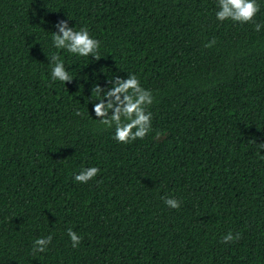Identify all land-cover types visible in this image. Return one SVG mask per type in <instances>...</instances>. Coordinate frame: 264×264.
<instances>
[{
    "label": "trees",
    "instance_id": "obj_1",
    "mask_svg": "<svg viewBox=\"0 0 264 264\" xmlns=\"http://www.w3.org/2000/svg\"><path fill=\"white\" fill-rule=\"evenodd\" d=\"M214 11L215 0H0V264H264V3L244 24ZM58 20L86 25L99 57L53 48ZM51 52L71 82L48 80ZM128 72L153 92V132L121 144L93 120L91 87ZM88 165L97 176L74 182ZM228 230L239 239L221 242Z\"/></svg>",
    "mask_w": 264,
    "mask_h": 264
},
{
    "label": "clouds",
    "instance_id": "obj_2",
    "mask_svg": "<svg viewBox=\"0 0 264 264\" xmlns=\"http://www.w3.org/2000/svg\"><path fill=\"white\" fill-rule=\"evenodd\" d=\"M264 0H215L214 17L217 21L225 20L233 23L244 24L253 20L260 11ZM264 27V22L254 24V30L259 32ZM55 31H51V44L55 49H62L77 57H85L89 60L97 59L100 55L101 41L90 31L86 25L78 28L69 26L67 20H58L54 24ZM215 40H209L204 46L209 47ZM50 82H71L75 77L66 67L65 61L57 52H51L48 56ZM92 95L96 97L92 102V114L94 121L105 129H110L111 138L117 143L129 144L135 140L143 139L153 132L152 116L149 106L153 103L152 90L141 85L138 76L134 72H128L126 76L112 75L106 78L105 85L93 82ZM77 116L81 115L80 109H75ZM89 114V113H88ZM92 117V116H91ZM159 135V133H154ZM257 152L264 149V142L255 143ZM100 172L96 165L81 167L72 175L74 182L85 184L92 180ZM163 203L169 209H179L181 200L173 195L162 196ZM64 231L72 248H77L82 240L81 234L74 231L71 226ZM240 233L228 230L221 236V242L227 243L239 239ZM53 239V233L39 235L32 240L31 251L33 254L45 253Z\"/></svg>",
    "mask_w": 264,
    "mask_h": 264
}]
</instances>
